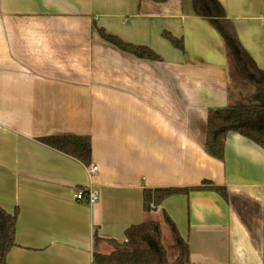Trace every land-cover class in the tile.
I'll return each instance as SVG.
<instances>
[{
    "label": "crops",
    "instance_id": "obj_1",
    "mask_svg": "<svg viewBox=\"0 0 264 264\" xmlns=\"http://www.w3.org/2000/svg\"><path fill=\"white\" fill-rule=\"evenodd\" d=\"M217 1L264 74L263 0ZM93 21L161 61L105 43ZM261 99L193 0H0V207L18 211L6 264H95L151 221L176 264L164 213L188 243L186 264H264V149L228 132L222 160L204 150L210 110ZM62 134L90 137L95 174L38 140ZM203 180L227 199L196 190L143 209L144 189ZM79 188L97 200H76Z\"/></svg>",
    "mask_w": 264,
    "mask_h": 264
},
{
    "label": "trees",
    "instance_id": "obj_2",
    "mask_svg": "<svg viewBox=\"0 0 264 264\" xmlns=\"http://www.w3.org/2000/svg\"><path fill=\"white\" fill-rule=\"evenodd\" d=\"M139 2L142 0H138ZM157 3L166 0H151ZM196 13L206 19L222 36L226 53L234 72L243 79L252 82L262 92L260 103L229 105L224 108L210 110L207 114L205 152L213 158L222 160L224 157V140L228 132H236L264 149V74L245 51L237 38L233 25L227 19L223 6L217 0H193ZM264 12V0H263ZM92 29L98 37L116 49L138 59L161 61V57L152 49L125 42L116 35L107 33L103 28L92 22ZM163 36L179 49L183 48L181 39L164 32ZM43 144L62 152L84 165L91 162V141L88 135L62 134L48 135L38 139ZM208 190L218 193L227 199L228 192L208 180L193 187H162L143 190V209L150 211L161 202L173 195L188 194L190 191ZM18 211L8 213L0 207V264H6V255L15 246V230ZM164 221L170 228L174 244L178 250L176 264L188 263L189 247L180 235L174 222L164 213ZM264 231V213H263ZM125 241L115 243V249L108 254L94 253L95 264H166V251L161 242L160 224L155 221L141 222L128 226L124 231ZM98 241L99 238L95 237ZM264 261V246H263Z\"/></svg>",
    "mask_w": 264,
    "mask_h": 264
},
{
    "label": "built area",
    "instance_id": "obj_3",
    "mask_svg": "<svg viewBox=\"0 0 264 264\" xmlns=\"http://www.w3.org/2000/svg\"><path fill=\"white\" fill-rule=\"evenodd\" d=\"M87 169L90 175L95 174L97 171V166L88 165ZM74 198L76 200L85 202L87 204H93L98 198V193L96 190H93V189L85 190V189L79 188L75 191Z\"/></svg>",
    "mask_w": 264,
    "mask_h": 264
}]
</instances>
